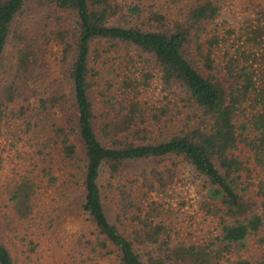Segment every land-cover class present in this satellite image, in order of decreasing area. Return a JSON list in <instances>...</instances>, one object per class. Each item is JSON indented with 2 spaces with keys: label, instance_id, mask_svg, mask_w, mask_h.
Here are the masks:
<instances>
[{
  "label": "trees",
  "instance_id": "16d2710c",
  "mask_svg": "<svg viewBox=\"0 0 264 264\" xmlns=\"http://www.w3.org/2000/svg\"><path fill=\"white\" fill-rule=\"evenodd\" d=\"M30 1L0 0V66L10 39L21 44L0 84V125L18 123L35 167L8 189L7 220L38 224L39 197L58 183L60 161L66 183L83 188L82 211L111 264H257L242 253L251 238L264 242V0L249 1L257 19L231 28L216 23L223 0H36L54 18L48 38L71 58L68 117L42 141L34 119L61 108L66 95L38 92L41 56L17 27ZM123 48L149 69L142 81L124 72L134 57L121 56ZM153 81L161 98H148ZM171 159L186 164L204 193L199 209L218 221L217 236L177 234L184 203L162 201L174 200L166 193L179 177L175 163L161 166ZM145 162L161 167L128 174ZM0 264H19L1 232ZM21 264L36 263L27 256Z\"/></svg>",
  "mask_w": 264,
  "mask_h": 264
},
{
  "label": "rangeland",
  "instance_id": "374dc122",
  "mask_svg": "<svg viewBox=\"0 0 264 264\" xmlns=\"http://www.w3.org/2000/svg\"><path fill=\"white\" fill-rule=\"evenodd\" d=\"M249 1L223 0L221 3L222 13L216 23L225 24L226 28H231L238 27L246 20L257 19V16L251 14L248 9ZM47 25L53 28L54 18L39 11L36 0L28 3L17 25L18 30L24 31L27 37H32L30 41L24 44L36 45L41 56L36 72L38 75V92L41 94L47 91L49 94H55L58 97L66 95L61 108L42 112L38 114L37 119H34V121L38 120L40 131L43 132L40 134L38 131L36 134L37 139L41 141L47 137L44 133L49 131L50 124H59L68 117L72 103L71 81L69 79L71 58L65 59L63 47L58 46L48 38L49 29ZM20 45L14 38L10 39L0 66V84L5 82L7 74L11 73ZM122 50L124 53H121V56L124 57L129 53L134 57V61L130 62L127 67L125 66L124 72L129 77L142 81V75L149 69L142 68L137 55L132 54L133 51L124 48ZM258 56V63L262 64L264 62V49L258 53ZM126 59L128 60V58ZM155 84H157L156 81H153V87L149 89L148 98L150 99L161 98L159 96L160 91L156 89ZM94 89L93 98L99 99L96 87ZM33 104L35 107L39 106L37 100H33ZM241 118L244 120L243 117ZM241 121L239 120L238 124ZM17 125V122H10L8 126L0 125V158L2 159L0 170V232L5 244L17 258L19 264L27 256H31L36 264H111L112 258L107 257L105 251L102 252L96 244L97 238L91 219L82 211L83 188L66 183L67 174H64V168L60 161L56 166L59 176L58 183L44 188L39 197L38 224L19 225L16 222L13 223L12 220H7L6 216L9 214L6 209L8 189L19 177L22 169H35L34 166L30 165L33 162L30 158L33 153L32 146L24 140L25 135L18 133ZM19 136L23 138L21 141ZM74 142L78 146L80 157H83L85 154L83 143L77 137ZM173 163L178 167L179 177L176 178L177 183L172 189L175 193L169 190L166 194L173 196L174 200L171 201L166 197L162 201L165 203L172 202L174 209H178L179 203H184L181 217L179 215V221H175L176 227L179 223L177 234L182 238L194 241H202L207 237L217 236L221 230L219 223L214 221L212 217H207L205 211L199 209L204 193L200 194L199 187L193 186L189 182L186 164L179 159H171L161 166H171ZM161 166L152 162L135 163L129 166L131 172L129 170L127 172L141 177L145 170L148 172L154 167L160 168ZM163 195L165 196V194ZM107 204H110V199ZM260 237L264 238V230ZM102 240L104 239L101 238L100 241ZM30 241L35 244L32 251V246L29 245ZM249 243L250 252H244L242 256L250 258L253 255L255 263L259 264L262 261L261 256L264 254V242L251 238ZM230 258L234 260L236 257L230 256Z\"/></svg>",
  "mask_w": 264,
  "mask_h": 264
}]
</instances>
